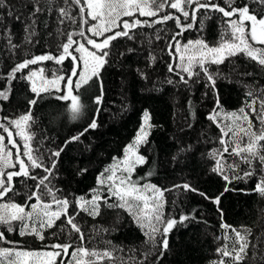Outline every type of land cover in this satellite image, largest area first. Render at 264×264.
I'll return each mask as SVG.
<instances>
[{
	"label": "trees",
	"instance_id": "trees-1",
	"mask_svg": "<svg viewBox=\"0 0 264 264\" xmlns=\"http://www.w3.org/2000/svg\"><path fill=\"white\" fill-rule=\"evenodd\" d=\"M213 2L224 5V0ZM243 2L245 0H236L237 4ZM6 4L21 19L17 20L15 15L7 16V9L0 8V90L9 92L7 100L0 99V118H19L26 113L28 100L34 95L28 81L21 77L37 68H43L44 74L50 78L53 73L68 75L72 61L69 58L63 65H56L53 61L30 65L29 69L17 73V78L10 84L8 74L17 63L32 55L49 52L58 55L59 45L66 41L67 33L79 27V12L78 8L72 6L77 23L72 24L66 19L61 24L57 19V9L65 6L64 0H52L51 8L48 0H40L44 11L38 14L36 35L28 43L24 39V23L30 22L27 21V16L32 9L33 0H6ZM169 12L179 15L170 8H166L161 15ZM210 15L211 19L204 21L203 30H199V20L203 17L198 14L197 26L178 37L181 43L204 39L210 46L218 45L227 27L224 23L226 18L215 12ZM139 19L150 21L155 17ZM86 28L87 26L85 30ZM8 29L12 43L17 45L15 49L8 44ZM177 31L179 29L175 22L170 20L165 24L134 29V40L120 37L112 41L108 63L101 70L100 79L94 77L79 92L74 89L73 94L80 95L81 103L86 105L76 120H72L68 110L70 101L55 98L62 92L50 90L48 93H41L39 103L32 112L33 119L26 128L32 135L30 146L38 150L37 154L42 156L45 163H49L51 151L82 132L94 117L97 118L96 129H89L79 141L68 143L64 148L57 163L55 178L52 179V184L61 190L58 195L67 196L70 201H74L79 196H89L90 190L97 187L98 175L114 157L119 158L124 154V147L135 137L143 112L147 110L152 128L148 142L139 148V153L146 158V162L136 167L133 179L144 177L140 180L141 184L150 183L161 189H172L173 185L187 182L209 197L219 196L220 203L217 205L198 192H186L182 188L165 191V217L178 220L180 216L187 215L189 219L182 224L178 223L168 234L169 247L162 256L159 245L151 249L143 231L123 209L102 208L101 215L95 219L80 212L76 220L85 232L83 246L104 249L110 247L105 241H111L117 249H123L116 255L122 256L126 264H138L143 259V254L150 249L152 254L144 264H210L220 258L217 249L225 242L226 230L222 225L227 224L241 231L251 230L249 239L256 247H249L248 258L242 264H260L252 256L255 253L259 257L264 253V196L255 191V186L264 178V173L260 172L261 166L257 164L256 175L233 180L231 184H227L232 190L225 191L226 181L211 171L214 165L211 153L222 149L219 143L220 130L208 119L215 108V96L212 88L206 86L208 81L202 72L188 84H183L179 76L168 71L169 63H178V59L173 61L167 50L169 37ZM157 35L160 39L156 38ZM74 39L80 38L76 36ZM129 48L134 51L128 52ZM153 56L154 61L151 59ZM207 67L210 72L219 73L216 88L220 106L226 110H237L244 105L248 91L246 85L253 88L264 86V68L243 54L229 57L219 65L209 63ZM194 70L199 71V68ZM141 72L144 73L143 77ZM249 72L253 75H246ZM184 75L187 79V74ZM169 80L173 83H169ZM101 86L103 99L101 105L97 106L92 98L101 94ZM97 107L100 109L98 114ZM254 122V126L258 128L259 122ZM225 159L239 162L238 157H231L227 153ZM246 168L247 165L240 163L241 170ZM82 169L87 171L81 172ZM32 174L44 175L41 169H35ZM13 182L15 192L9 193L5 200L11 198L16 203H24L35 181L16 177ZM44 199L48 200L49 197L45 194ZM68 211L75 214V204ZM63 219L61 217V220L56 221L57 227L45 230L44 241L33 235L22 237L18 230L9 233L6 228L0 227V231L5 232L7 239L17 241L19 250L48 249L45 245L71 240L73 248L70 252L80 245V241L78 234L70 233L67 227L63 232L60 231ZM156 239L159 242L163 237L158 233ZM0 246L11 247L4 244ZM67 260L65 258V262ZM104 264L109 262L105 261Z\"/></svg>",
	"mask_w": 264,
	"mask_h": 264
},
{
	"label": "snow or ice",
	"instance_id": "snow-or-ice-1",
	"mask_svg": "<svg viewBox=\"0 0 264 264\" xmlns=\"http://www.w3.org/2000/svg\"><path fill=\"white\" fill-rule=\"evenodd\" d=\"M48 3L51 8L52 0H48ZM64 5L57 9L58 22L62 24L67 19L72 24H76L77 17L72 13V6H75L79 12V27L67 33L66 41L59 45V54L49 52L32 55L17 63L8 74L10 84L17 78V73L29 69L30 65L45 61L63 65L64 61L69 58L72 61V67L67 76L53 73L52 78L49 79L44 76L43 68L39 71L32 70L22 76L21 79L28 81L30 91L34 94L28 100L26 113L20 115L19 118H0V227L6 228L9 233L18 230L22 237L33 235L44 241L46 238L44 231L57 227L56 221L64 217L60 231L63 232L67 227L70 233H77L80 245L71 253L69 252L73 248L71 240L67 243L56 242L45 245L50 250L43 252L18 250V242L7 239L5 232L0 231V244L11 245V247L0 246V264H57L58 261L59 264H64L65 258L69 256L68 264H104L105 261H108L109 264H126L122 256L116 255L123 249H117L111 241H105L110 247L104 249H89L83 246L85 232L76 217L80 212H84L95 219L101 215L102 208L126 211L133 222L143 231L146 243L151 245V249H155L159 245L162 256L169 247L168 234L178 223L182 224L189 219L187 215L180 216L178 220L174 217H165L163 193L182 188L186 192H198L206 200H211L217 205L220 203V197H209L187 182L182 185H173L172 189H161L153 184H141L140 180L144 177L133 179L136 167L146 162V158L139 154L138 149L140 145L148 142L149 129L151 128L149 112L147 110L143 112L141 127L133 142L124 147L123 158L114 157V163L98 175L97 187L90 190V198L79 196L74 201H70L67 196H59L58 193L61 190L52 184L57 163L68 143L79 141L80 137L89 129L98 127L97 118L94 117L82 132L70 137L63 145L51 151L50 162L45 163L42 156L37 154L38 150H34L29 144L32 135L26 133V128L33 119V109L39 103L41 93H48L50 88L55 89L56 92L63 93L55 97L57 100L70 101L68 110L72 120H76L86 105L81 103L80 95L73 94L74 89L79 92L94 77L97 80L100 79V72L108 63L112 41L120 37L134 40V29L145 26L153 27L156 24H165L172 20L179 31L169 37L167 50L173 61L178 59L179 62L169 63L168 71L179 76V80L183 84H188L193 77H199L202 72L208 81L206 86L212 88L215 96V108L209 114L208 119L220 130L219 143L222 149L214 150L211 153L214 160L211 171L226 181L225 191H230L232 189H229L227 184H231L233 180L246 179L256 175L257 164L261 166L260 172L264 173V86L253 88L246 85L248 91L244 106L238 112L223 114L221 118V113L218 111L220 96L216 88V77L219 76V73L210 72L207 65L209 63L219 65L229 57L243 54L264 68V0H251V2L245 0L241 4H237L236 0H224L223 6L213 0H64ZM0 8H6V14L9 17L15 15L10 6L6 4V0H0ZM166 8L176 10L179 15H173L170 12L161 15ZM43 11L40 0H33L32 9L27 16V21L30 22L24 23L26 42L31 43V38L36 35L37 17ZM211 12L219 13L223 18H226L224 23L227 27L218 45L210 46L204 39L188 40L186 43H181L178 37L197 26L198 14L203 17L199 20V30H203L204 21L211 19ZM123 17L131 19L124 20ZM139 17H155V19L149 21L141 20ZM15 18L20 20L21 16L15 15ZM90 21L96 23L91 24ZM85 26H87L86 30ZM7 31L8 44L10 48L15 49L17 45L12 43L10 29ZM76 36L80 39H74ZM156 38L160 39L159 35ZM127 51L132 52L134 49L129 48ZM151 59L154 61L155 57L153 56ZM196 67L199 68V71L194 70ZM137 71L140 72L139 69ZM184 74H187V79ZM246 75L251 76L253 73L249 72ZM37 76L41 80L40 87H37L36 84ZM141 76H144L143 72H141ZM61 82H64L63 89L59 87ZM168 82L173 83L172 80ZM8 98L9 92L0 90V99L7 100ZM102 99L101 86V94L93 97L92 100L99 106ZM99 111L100 109L97 107V114ZM253 117L259 122L258 128L253 124ZM15 136L23 139V150ZM245 138L247 140L243 142ZM13 148L16 150L14 160ZM226 153L231 157H238L239 162L226 160ZM240 163L247 165V168L241 170ZM8 169L16 170L7 171ZM35 169H41L44 175H33L32 172ZM86 171L87 169L81 170V172ZM148 175L150 176L151 173ZM16 177L35 181L24 203H16L11 198L5 200L9 193L15 192L13 181ZM255 191L264 196V178L256 183ZM45 194L49 197L48 200L44 199ZM113 198H115L114 201ZM33 200L35 203H29ZM72 204H75V214H70L68 211ZM222 227L226 230L224 237L226 243L218 248L217 252L221 257H227L229 260L220 259L217 264H242L248 258L249 247H256L249 239L252 235L251 230L241 231L227 224ZM229 229L234 233V236L227 234ZM158 233L163 237L159 242L156 239ZM53 235L56 234L53 233ZM151 249L143 254V259L138 264H144V261L152 254ZM252 259H258L260 264H264V253H261L259 257L254 253Z\"/></svg>",
	"mask_w": 264,
	"mask_h": 264
},
{
	"label": "rangeland",
	"instance_id": "rangeland-1",
	"mask_svg": "<svg viewBox=\"0 0 264 264\" xmlns=\"http://www.w3.org/2000/svg\"><path fill=\"white\" fill-rule=\"evenodd\" d=\"M127 18L128 17H123L122 19H124V20H127ZM94 23H96L95 21H92L91 22V24H94ZM110 34V33H109ZM101 39H102V37H101ZM184 43H186V42H184ZM257 46H259V45H257ZM90 47V46H89ZM179 62V61H178ZM39 69H41V68H37L36 69V71H39ZM64 75H66L67 76V74H64ZM44 76L45 77H47L45 74H44ZM47 78H49V79H51L50 77H47ZM75 77L73 78V80L75 81ZM35 80H36V84H37V87H40L41 86V80H40V78H39V76H37L36 78H35ZM59 87L61 88V89H63L64 88V82H61V84L59 85ZM50 90H55V89H51L50 88ZM244 106V105H243ZM242 106V107H243ZM240 109V108H239ZM239 109H237V110H226V109H224L223 107H221L220 106V109L218 110L220 113H221V118H222V116H223V114H225V113H232V112H238L239 111ZM255 120H253V124H255V122H254ZM142 122H143V116H142V120H141V124H142ZM149 123H150V120H149ZM141 124H140V127H141ZM150 125H151V123H150ZM139 127V128H140ZM151 128H152V125H151ZM151 128L149 129V133H150V130H151ZM26 133H28V131H27V129H26ZM137 134V133H136ZM5 135H6V133H5ZM231 135V134H230ZM136 136V135H135ZM135 138V137H134ZM134 138H133V140H134ZM15 139L18 141V143L21 145V150H23V144H24V141H23V139L21 138V137H19V136H15ZM133 140L131 141V143L133 142ZM246 140H247V138H245V140L243 141V142H246ZM5 143H7V141H5ZM29 144H30V142H29ZM141 146V145H140ZM140 146H139V148H140ZM9 147H11L10 145H9ZM12 151H13V160L15 159V149L13 148L12 149ZM138 151H139V149H138ZM140 154V153H139ZM141 155V154H140ZM123 158V155L121 156V157H119V159H122ZM26 159V158H25ZM114 163V160L107 166V167H109V166H111L112 164ZM18 167V166H17ZM13 170H16V169H8L7 171H13ZM150 184V183H149ZM90 196H91V193H90V195L89 196H84L86 199H88V198H90ZM113 199H115V198H113ZM163 200H164V193H163ZM110 202H112V201H110ZM29 203H35V201H30ZM26 210H28V209H26ZM45 232V231H44ZM226 234V233H225ZM227 234L228 235H230V236H234V233H232L231 232V230L229 229L228 231H227ZM226 243V241L224 242V244ZM223 244V245H224ZM19 250V249H18ZM74 250V249H73ZM73 250H71V251H73ZM32 251H40V252H43V251H48V249H36V250H32ZM71 251H70V253H71ZM70 259V256L69 257H67L66 258V260L67 259ZM69 259L65 262L64 261V264H68V262H69ZM220 259H224V260H229V258H227V257H221L220 256V258L219 259H217V260H215V261H213L212 263H210V264H217V262L220 260Z\"/></svg>",
	"mask_w": 264,
	"mask_h": 264
}]
</instances>
